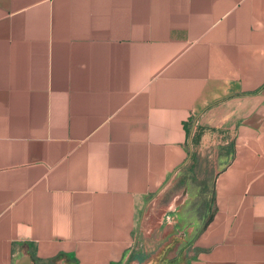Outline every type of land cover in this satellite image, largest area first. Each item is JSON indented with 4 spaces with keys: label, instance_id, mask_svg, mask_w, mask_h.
<instances>
[{
    "label": "crops",
    "instance_id": "1",
    "mask_svg": "<svg viewBox=\"0 0 264 264\" xmlns=\"http://www.w3.org/2000/svg\"><path fill=\"white\" fill-rule=\"evenodd\" d=\"M161 203L264 264V0H0V264H128Z\"/></svg>",
    "mask_w": 264,
    "mask_h": 264
},
{
    "label": "rangeland",
    "instance_id": "2",
    "mask_svg": "<svg viewBox=\"0 0 264 264\" xmlns=\"http://www.w3.org/2000/svg\"><path fill=\"white\" fill-rule=\"evenodd\" d=\"M151 207L154 212H159V216L155 215L154 219L149 217V221L144 222L139 251L134 254L133 260L128 264H188L191 248L188 246L187 239L177 235L167 219L161 220L160 215L163 214L164 208L162 203L151 205ZM56 264L67 263L57 262Z\"/></svg>",
    "mask_w": 264,
    "mask_h": 264
},
{
    "label": "trees",
    "instance_id": "3",
    "mask_svg": "<svg viewBox=\"0 0 264 264\" xmlns=\"http://www.w3.org/2000/svg\"><path fill=\"white\" fill-rule=\"evenodd\" d=\"M133 258H134V255L131 256V258H130V260H129V263H130V261L133 260ZM52 261H55V259H53Z\"/></svg>",
    "mask_w": 264,
    "mask_h": 264
},
{
    "label": "water",
    "instance_id": "4",
    "mask_svg": "<svg viewBox=\"0 0 264 264\" xmlns=\"http://www.w3.org/2000/svg\"><path fill=\"white\" fill-rule=\"evenodd\" d=\"M27 264H33L31 259H27Z\"/></svg>",
    "mask_w": 264,
    "mask_h": 264
}]
</instances>
